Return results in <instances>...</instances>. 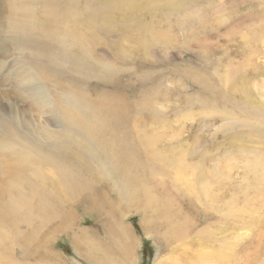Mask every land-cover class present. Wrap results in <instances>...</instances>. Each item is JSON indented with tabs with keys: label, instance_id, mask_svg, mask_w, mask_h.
Listing matches in <instances>:
<instances>
[{
	"label": "rangeland",
	"instance_id": "rangeland-1",
	"mask_svg": "<svg viewBox=\"0 0 264 264\" xmlns=\"http://www.w3.org/2000/svg\"><path fill=\"white\" fill-rule=\"evenodd\" d=\"M263 5L0 0V264H215L198 254L230 244L233 264H264V137L251 128L264 119L232 84L252 95L264 77ZM125 146L152 163L122 171ZM80 154L82 186H65L60 156ZM182 186L210 190L212 206ZM188 199L217 242L164 234L163 214Z\"/></svg>",
	"mask_w": 264,
	"mask_h": 264
},
{
	"label": "bare ground",
	"instance_id": "bare-ground-1",
	"mask_svg": "<svg viewBox=\"0 0 264 264\" xmlns=\"http://www.w3.org/2000/svg\"><path fill=\"white\" fill-rule=\"evenodd\" d=\"M259 11H260L259 13L264 15V5L261 7V9ZM100 16H102V19H103L104 14H102ZM97 19H98V17H97ZM90 25L93 26V25H95V23H93V25L92 24H90ZM242 81H243L242 78H239L237 80L236 77H234L233 81H232L233 87L235 88V90L238 93H240V96H241L240 98H242V103L244 105H249L251 107V110L253 112L252 116L254 118H258L259 120L264 119V77L261 78V82L257 85L258 87H256V90H255L256 93L252 92V95H251V92H249V90L246 87L240 88V85H242ZM227 90H228V88H227ZM227 98H229V96ZM235 104H236V102H235ZM67 105L70 106V102H68ZM71 105H73V103ZM69 110H70V112H68V110H66V113H65L69 117L74 113H78L77 110L73 109L72 107ZM103 120H104L103 118L100 119V121H103ZM93 121L95 123L100 122L99 120H97L96 117L93 119ZM251 124H252V127H251L252 130L255 133L259 134L260 137H264V131L260 128L261 124L259 122L257 123L256 121L252 122ZM90 131H91L90 127L85 128L86 134ZM114 146H116L115 139L113 140V147ZM169 151H171V149ZM121 153H123L121 155V160L123 161V165L121 166L122 171L131 170L133 168V166H135V164H133V166L130 165V163H129L130 160H135V158L140 159V158H142V154L145 156H148V153H145V152H142L141 155H139L133 149L129 150L128 146H125V150H123ZM88 158H89V156L80 154L76 157L71 158L72 161L70 159H69V161H66V165H65L63 157L60 156V160H61L60 161V175L63 176L66 180L65 186H74L75 183L82 186V184H81L82 182H78L76 180L75 172L80 171L82 169V165H83L84 160H89ZM148 158L149 159H146L147 162L153 161L152 155L148 156ZM95 159H97V157H95ZM93 162H96V160H93ZM97 162H99V161H97ZM61 163H63V164H61ZM134 163H136V161ZM165 163H169V161L165 162ZM84 165L87 167V169H90L92 167V165L90 166V163H84ZM172 167L174 168L175 174H177V175L182 174V171L184 168L182 164H177L176 162H172ZM114 177H117V176H114ZM125 183H127V182H125L124 180L123 181L121 180V183L119 184V186H116V188L119 189V191L121 193H123L126 190V187L124 186ZM79 185H76V186H79ZM183 187L185 190H188L186 193H188L189 195H193L195 200L198 201L201 205L204 204V206L205 205L206 206H210V205L212 206L211 197H212L213 193L210 190H205L203 192L198 193L195 190V186H182V187H180V189H182ZM181 191H183V189ZM144 198H145V205L150 206V201H149L148 196L146 195V196H144ZM175 199H176V197H175ZM186 201H184V203L182 201V204L178 208H174L173 212L168 211L166 214L165 213L163 214V217H165L168 220V221H166L167 225L165 227L164 234L169 236V237L176 238V240L181 241V240L185 239L186 237H188L190 235V233L197 227L199 238L198 239L192 238L191 244H194V243L199 244L201 242L202 238H203V241L209 245L217 242V240L213 237V236H216L217 233H215V234H213V236H211V235H209L211 233V231L204 232V228L199 227V225H200L199 223H202V224H203V222L206 223L207 218L204 217V215H203V217H204L203 221L200 220V217H197L195 219L194 216H196V215H192V212H191L192 207H190L191 206L189 203L190 199H188ZM155 203H160V205L162 207L165 206L164 202L160 199L155 200ZM175 204H177L176 201H175ZM229 206H230L231 211H233V208H234L233 201L229 200ZM169 213L171 216L168 215ZM200 215H202V213ZM217 222L220 223L219 220ZM127 231H128V229L124 228V229H122L123 233L121 234V231L118 229V234L120 233L119 235L121 237L127 238V236L130 234ZM231 231L234 232L233 227H231ZM221 232L222 231H220V233ZM166 233H168V234H166ZM86 236L89 237L90 234H88L85 230L81 236V239L84 240V238H86ZM0 238H1V234H0ZM210 239H212V240H210ZM88 242L90 243V240H88ZM123 242L128 247H131V243H128L126 241H123ZM89 246H91V243L89 244ZM234 257H235V249L231 244L228 248L223 247L222 245H219V247H218V245L212 246L211 250L209 252H207V253L201 252L198 254L199 259H208L209 258L208 260L212 262L213 261L212 258H213L214 260H216L218 262L215 264H219V263L220 264H229V262L233 264L235 262V261L233 262ZM15 261L16 260H14V262L12 264H18Z\"/></svg>",
	"mask_w": 264,
	"mask_h": 264
},
{
	"label": "trees",
	"instance_id": "trees-1",
	"mask_svg": "<svg viewBox=\"0 0 264 264\" xmlns=\"http://www.w3.org/2000/svg\"><path fill=\"white\" fill-rule=\"evenodd\" d=\"M146 245H147V244H146ZM144 248H146L145 244H144V247H143V253L145 254V252H144Z\"/></svg>",
	"mask_w": 264,
	"mask_h": 264
}]
</instances>
